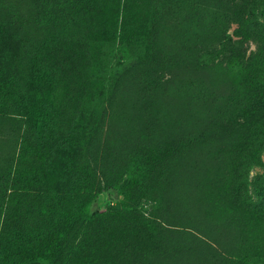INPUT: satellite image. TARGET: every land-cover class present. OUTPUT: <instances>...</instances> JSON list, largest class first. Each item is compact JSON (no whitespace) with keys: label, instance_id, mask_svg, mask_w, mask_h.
Returning <instances> with one entry per match:
<instances>
[{"label":"rangeland","instance_id":"1","mask_svg":"<svg viewBox=\"0 0 264 264\" xmlns=\"http://www.w3.org/2000/svg\"><path fill=\"white\" fill-rule=\"evenodd\" d=\"M233 2L108 1L76 26L59 4L0 0V19L22 24L16 36L6 30L18 58L0 89V177L22 156L26 234L89 199L63 241V264H264V91L238 104L215 83L221 69L207 66L227 64L220 37L236 26ZM257 8L264 25V0ZM214 16L223 21L216 29ZM121 27L100 88L99 55ZM247 47L248 55L256 43ZM40 63L57 129L75 123L76 146L42 138L22 155L14 136L25 129ZM83 106L93 119L77 126Z\"/></svg>","mask_w":264,"mask_h":264},{"label":"trees","instance_id":"2","mask_svg":"<svg viewBox=\"0 0 264 264\" xmlns=\"http://www.w3.org/2000/svg\"><path fill=\"white\" fill-rule=\"evenodd\" d=\"M108 1L120 6H123L126 2V0H32V3L43 4L46 9L53 3L64 6L67 14L70 15L71 22L76 23V26H83L84 23L91 21L93 15L98 10H102L104 3ZM233 1L234 7L231 20L236 23V26L233 28L232 33H228L227 28L224 29L223 35L220 37L222 39L221 53L227 58V64H222V60H220L218 63L213 62L207 66L221 69V76L215 81L216 85L224 88L228 87L229 92L240 104L248 100L252 94H261L264 91V25L258 22L257 19V5L261 0ZM197 7L200 8V5ZM0 11H3L2 8H0ZM4 21L7 20L0 19V89L2 91L9 83L12 69L16 58H18L15 44L9 38L6 30L12 28L16 36L18 30L22 27V24L18 22ZM212 22L214 24L210 26L216 29L217 22L223 21L219 16H214ZM125 30L121 27L120 31L111 40L112 45L109 49L101 56L99 55V59H101L99 70L102 72L98 75L100 88L106 84L107 75L113 73L111 57L118 53V50H121V48L116 47V42L123 41ZM250 41L256 43V49L250 51V54L247 55V44ZM42 68V63L34 66L31 74L33 102L30 109L24 113L25 129L14 136L16 142L20 141L22 155H25V147H33L42 138L52 140L54 137H58L67 145L76 146L73 130L75 123L62 132L57 129L55 123H59L60 120L55 116L50 94L48 97L45 90ZM235 68H238L237 72H235ZM44 101H46L45 104ZM4 106L10 107L9 102H5ZM84 108L85 106L78 112L75 121L77 126L93 119L95 110L92 108L84 111ZM246 114L248 113L243 114L245 119ZM7 115L2 116V118L4 119ZM223 127L229 131L235 129L234 122L229 120H223ZM54 152L57 156L61 153L58 149ZM21 163L22 156L19 157L17 166L12 173L8 172L0 177V264H27L32 262L63 264L67 257V254H63V241L68 233L76 227L77 222L84 218L83 215L89 209V199L86 198L81 204H77L76 210L71 206L68 209L63 207L61 219L45 224L46 229L38 228L32 234H26L21 230L19 223L18 199L22 194V189L31 183V178L28 173L21 174Z\"/></svg>","mask_w":264,"mask_h":264}]
</instances>
